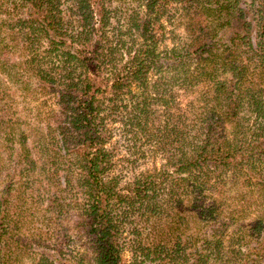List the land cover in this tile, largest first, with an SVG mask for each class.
I'll use <instances>...</instances> for the list:
<instances>
[{
    "label": "trees",
    "instance_id": "trees-1",
    "mask_svg": "<svg viewBox=\"0 0 264 264\" xmlns=\"http://www.w3.org/2000/svg\"><path fill=\"white\" fill-rule=\"evenodd\" d=\"M99 1H74L78 10H73L75 25L71 27L75 29L70 32V20L63 15L61 0H0L1 88L13 84L18 85L19 91H32L27 84L32 79L29 82L20 79L15 71L17 66L26 76L38 80L42 90L58 84L62 89L58 94L67 117L71 118L70 134L77 133L79 139L75 165L81 176L78 182L84 189L82 194L87 197V203L82 208L78 206L79 218L92 242L94 261L58 262L57 258L43 253L39 264H121V225L113 213V202L124 206L119 219L136 216L150 224V242L143 246L138 241L136 249L142 264H186L193 256L195 259L190 264H206L216 256L222 259L221 249L226 239L223 230H217L214 240L203 246L205 251L197 248L193 235L185 237L183 228L190 223L187 201L192 195L208 196L211 200L208 207L203 203L196 206V217L202 221L241 222L233 233L240 234L241 242L230 249L231 262L261 264L264 259V0H146V10L152 15L150 20L138 21L133 13L123 18L129 32L138 33L144 43L120 74L112 71L109 78H98L99 67L112 65L120 45L108 46L102 41L109 19L107 9ZM170 6L183 21L188 37L182 51L175 48L165 57L176 67L171 80L182 86L197 87L195 99L176 114L175 94L168 90L169 84L156 82L154 91L158 95L148 86L149 72L158 63V47L149 39L151 27L161 20L159 11ZM5 7L6 12L2 10ZM22 9L27 11L26 17L20 15ZM120 32L117 28L116 33ZM93 36H97L93 40L98 38L100 42L93 41ZM133 85L137 91H132ZM107 91L116 96H131L129 122H137L147 133L157 127L151 123L154 105L160 103L165 107L166 123L159 126L164 129H157L150 137L163 132L168 137L165 145L170 148L161 143L155 148L167 152L165 166L172 167L175 176L169 172L159 176L146 174L133 183V189L125 190H117L114 180H105L110 159L103 143L104 127L97 122L101 117L97 96ZM12 125L6 139L16 144L18 136L22 138L19 164L28 168H22L20 174L28 172L30 176L35 162L28 147L29 137L16 132L15 123ZM62 135L67 144L71 137ZM10 149L11 154L15 153L14 145ZM15 158L10 161L14 162ZM224 177L226 186L231 183L232 187L240 188L236 196H228L222 189ZM23 185L25 182H21L20 186ZM20 198L23 202L22 195ZM255 198L262 200H252ZM14 203L11 192L0 198V231L6 230L8 224L15 226L13 232L28 217H34L33 208ZM3 237L4 233L0 234V264H18L20 255L14 249L23 248L22 238L11 236L3 241Z\"/></svg>",
    "mask_w": 264,
    "mask_h": 264
},
{
    "label": "rangeland",
    "instance_id": "rangeland-1",
    "mask_svg": "<svg viewBox=\"0 0 264 264\" xmlns=\"http://www.w3.org/2000/svg\"><path fill=\"white\" fill-rule=\"evenodd\" d=\"M74 1L61 0L60 3L64 11L63 15L67 16L68 21L70 20L68 24L70 32L75 29L71 27L75 25L72 21L74 20L73 10L74 12L78 10L77 6L74 7ZM99 2L103 3L102 5L107 9L109 19L106 22L107 27L102 41L108 46L120 45V49L115 48L119 53L117 52L114 56L112 65L99 67L98 78H109L112 71L117 70L120 74L131 56L135 55L138 47L144 43V39H141L138 33L129 32L123 18L133 13L136 14L138 21L150 20L152 15L146 10V0H100ZM2 10L6 12L8 8L5 7ZM19 12L22 17L27 16L25 9ZM159 13L162 16L161 20L154 24V28L151 27L149 36L152 43L158 47L156 53L158 63L149 72L148 86L150 91L158 95L157 91H154L155 83L160 81L163 84H169L168 90L175 94L173 112L176 114L179 109H187L189 102L195 99L197 87L182 86L179 82L171 80L176 73V67H172L170 60H166L165 57L169 56L175 48L182 51L187 44L188 37L185 26L181 24L183 21L177 18L178 14L171 6ZM3 19L8 20V17L3 15ZM96 19H99V15ZM119 19L121 22L118 21ZM117 28L121 30L118 34L116 33ZM94 37L97 36H93L92 40ZM97 40L100 42L98 38L93 41ZM118 41L120 43H117ZM15 71L20 79L24 78L26 82L32 79L30 83H27L32 91H19L18 85L13 84L3 85L2 88L0 86V198L11 192L14 196V204L19 203L33 208L34 217H28L13 232L12 229L15 226L7 224L6 230H1L0 234L4 233L3 241H8L11 236L15 239L22 238L23 248L16 246L14 249V253L20 255L18 264H39L43 253L57 258L58 262L72 261L75 263L82 259L92 262L94 261L92 242L85 235L86 230L79 218L80 207L82 208L87 203L86 195L82 194L84 189L78 182L81 176L75 165L78 159L75 153L79 150V145L76 146V143L79 139H76L77 133L74 136L70 134L71 118L67 117L63 100L58 94V91L62 89L57 84L55 88L42 90L38 80L26 76L20 66H17ZM135 86L131 87L132 91H137ZM118 95L107 91L97 96L98 112L101 114L97 122L104 127L101 130L105 138L103 143L110 159L105 172V180L109 182L114 180L117 190H125L133 189V183L146 174L159 176L161 173L169 172V175L175 176L174 169L165 166L168 161L167 152L155 148V145L160 143L161 146L170 148L171 146L165 145L169 141L168 137L164 132L158 137H150L157 129H164L159 126H165L166 123L165 107L160 103L154 105L151 123L156 124L157 127L147 133L142 131V126L137 122H129L131 96L129 94ZM127 108L129 109L126 112ZM12 123H15L16 132H23L29 137L28 147L35 162V169L30 176L28 172L20 174L22 168H28L25 164L23 166L19 164L18 155L22 150V143H20L22 138L18 136L16 144L6 139L11 132ZM65 133L71 137L67 144L63 141L62 134ZM41 137L43 139L38 143ZM13 145L15 153L11 154L10 148ZM13 158L15 160L11 162ZM66 178L70 181L69 186ZM225 180L226 177H224L222 189L227 191L228 196H236L240 188L232 187L231 183L226 186ZM21 182H25L22 187ZM20 195L23 197V202H21ZM196 198L193 195L188 197L190 223L185 226L187 230L183 228V232L187 234L185 237L192 238L193 235L198 244L197 248L205 251L203 246H207L209 241L214 240L217 230H223L226 239L221 249L222 259L215 255L216 259L212 258L206 264H236V262H231L233 254L230 249L241 242L240 234H233L241 222L231 223L225 220L227 225H224L225 222L222 223L219 219L202 221L196 217V206H201L203 203L208 207L211 200L208 196L204 198L201 195ZM252 200L261 202L262 199ZM112 205L113 213L116 214L117 221L121 225L119 232V243L122 245L121 264H142L143 259L136 249L138 241L143 246L150 242L148 241L150 224L141 221L136 216H128L126 220L119 219L124 206L117 202H113ZM229 244L232 246H228ZM189 252L188 250L187 254ZM194 259L193 256L189 262L192 263ZM261 264H264V259Z\"/></svg>",
    "mask_w": 264,
    "mask_h": 264
}]
</instances>
